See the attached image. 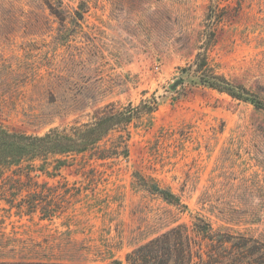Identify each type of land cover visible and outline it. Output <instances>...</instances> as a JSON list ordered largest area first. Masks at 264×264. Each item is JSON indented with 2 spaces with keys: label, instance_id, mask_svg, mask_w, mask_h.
Instances as JSON below:
<instances>
[{
  "label": "rangeland",
  "instance_id": "1",
  "mask_svg": "<svg viewBox=\"0 0 264 264\" xmlns=\"http://www.w3.org/2000/svg\"><path fill=\"white\" fill-rule=\"evenodd\" d=\"M198 56L264 102V0H0L4 128L158 103L91 151L1 169L0 260L127 264L186 224L199 264H264V108L203 85Z\"/></svg>",
  "mask_w": 264,
  "mask_h": 264
},
{
  "label": "trees",
  "instance_id": "2",
  "mask_svg": "<svg viewBox=\"0 0 264 264\" xmlns=\"http://www.w3.org/2000/svg\"><path fill=\"white\" fill-rule=\"evenodd\" d=\"M196 70L200 73L203 85L225 92L230 96L252 102L255 106L264 108V102L255 97L243 85L233 84L224 75H219L207 65V58L195 61ZM145 101L141 105L129 106L123 110L107 112L99 116L94 123L84 127H74L72 132L53 129L44 135L26 134L11 131L0 125V170L21 164L25 157L28 160L38 156L67 155L85 153L96 148L99 142L115 128H126L143 112L153 113L157 108V99ZM128 154V151H125ZM63 164L65 161H60ZM33 168L35 166L29 165ZM60 168V165H59ZM31 176V171L27 173ZM156 192L167 200L180 203L179 197L168 189L156 187ZM45 214V213H44ZM203 224L195 223L196 232L204 237L211 229L204 231ZM190 227L179 224L147 242L135 247L127 256V264H199L204 260L202 243H195ZM209 238V236L207 235ZM196 258H198V261ZM0 264H91L85 262H63L60 260H0ZM108 264H122L114 259Z\"/></svg>",
  "mask_w": 264,
  "mask_h": 264
},
{
  "label": "water",
  "instance_id": "3",
  "mask_svg": "<svg viewBox=\"0 0 264 264\" xmlns=\"http://www.w3.org/2000/svg\"><path fill=\"white\" fill-rule=\"evenodd\" d=\"M182 81L178 80L172 87L175 88L178 84H180Z\"/></svg>",
  "mask_w": 264,
  "mask_h": 264
}]
</instances>
